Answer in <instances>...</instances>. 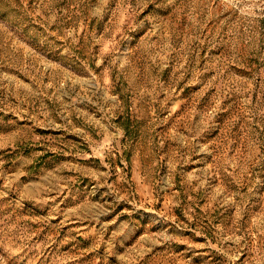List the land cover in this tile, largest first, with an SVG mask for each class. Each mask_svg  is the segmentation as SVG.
Listing matches in <instances>:
<instances>
[{
	"label": "rangeland",
	"instance_id": "374dc122",
	"mask_svg": "<svg viewBox=\"0 0 264 264\" xmlns=\"http://www.w3.org/2000/svg\"><path fill=\"white\" fill-rule=\"evenodd\" d=\"M0 264H264V0H0Z\"/></svg>",
	"mask_w": 264,
	"mask_h": 264
}]
</instances>
